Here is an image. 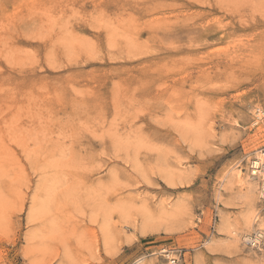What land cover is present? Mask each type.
Instances as JSON below:
<instances>
[{
    "label": "rangeland",
    "instance_id": "rangeland-1",
    "mask_svg": "<svg viewBox=\"0 0 264 264\" xmlns=\"http://www.w3.org/2000/svg\"><path fill=\"white\" fill-rule=\"evenodd\" d=\"M261 152L264 0H0V264H264Z\"/></svg>",
    "mask_w": 264,
    "mask_h": 264
},
{
    "label": "bare ground",
    "instance_id": "bare-ground-1",
    "mask_svg": "<svg viewBox=\"0 0 264 264\" xmlns=\"http://www.w3.org/2000/svg\"><path fill=\"white\" fill-rule=\"evenodd\" d=\"M261 156H264V153L263 152H261ZM260 156V158L259 157H257V159H255L256 161H253V162H251V164L254 166V168H258V170H257V173H258V175H257V173L255 174V173H251V177L253 176V177H256V180L257 179H259V181L264 177V158H262ZM259 168H261V171L259 170ZM251 190V189H250ZM260 195L261 196H263L264 197V189L262 188V187H260ZM252 192V191H251ZM252 195V194H251ZM251 226V225H250ZM262 230L261 229H256V230H254V235L256 236V237H258L259 239H261L262 237H263V232H261ZM250 238V237H249ZM248 236L247 237H244L243 238V240H244V242H248ZM258 240V239H257ZM263 241H262V239H261V241H260V243H262ZM262 245H264V242H263V244Z\"/></svg>",
    "mask_w": 264,
    "mask_h": 264
},
{
    "label": "built area",
    "instance_id": "built-area-1",
    "mask_svg": "<svg viewBox=\"0 0 264 264\" xmlns=\"http://www.w3.org/2000/svg\"><path fill=\"white\" fill-rule=\"evenodd\" d=\"M257 170H258V168H254V166L252 164H250V172L251 173H255L256 174ZM259 170L261 171V168H259ZM257 175H258V173H257ZM260 185L264 189V177L260 180ZM260 241H261V239H259L258 237L252 236V237H250L248 239L247 243H249L253 248L258 249L263 244V242L260 243ZM158 252H159V254H161V256H164V257L167 258V261H168L169 264H176V260L177 259H175L174 257H169L168 256V252H167V250L165 248L160 250V251H158Z\"/></svg>",
    "mask_w": 264,
    "mask_h": 264
}]
</instances>
